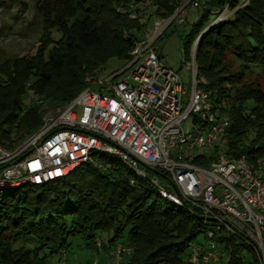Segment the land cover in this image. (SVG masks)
I'll list each match as a JSON object with an SVG mask.
<instances>
[{
  "label": "trees",
  "instance_id": "16d2710c",
  "mask_svg": "<svg viewBox=\"0 0 264 264\" xmlns=\"http://www.w3.org/2000/svg\"><path fill=\"white\" fill-rule=\"evenodd\" d=\"M147 1L150 12L135 10L138 18L130 19L118 8L140 0H34L39 24L34 52L0 59V145L12 150L23 143L41 125L42 104L63 107L83 89L85 77L118 73L101 75L110 59L124 67L148 20L167 19L184 0ZM226 3L230 10L240 5L238 0H203L201 8H194L196 19L182 38L181 52L189 55L195 43L196 85L209 95L213 109L228 117L215 151L244 155L264 177V0H247L210 25L213 10ZM208 230L218 250L208 264H258L251 246L223 229H211L193 207L170 205L150 182L133 178L105 154L94 153L62 179L0 188V264H50L48 257L67 254L74 237L85 248L102 250L105 259L115 258L117 245L130 249L114 263L95 264H191L189 246H202L199 238L206 240Z\"/></svg>",
  "mask_w": 264,
  "mask_h": 264
},
{
  "label": "built area",
  "instance_id": "2783aa9c",
  "mask_svg": "<svg viewBox=\"0 0 264 264\" xmlns=\"http://www.w3.org/2000/svg\"><path fill=\"white\" fill-rule=\"evenodd\" d=\"M146 1L118 11L138 18L135 10L143 14ZM246 1L233 10L227 3L213 10L216 17L210 25L227 19ZM188 3L198 8L197 0H186L170 17L155 23L151 38L138 39L130 60L116 75L85 77L83 89L63 107L47 112L23 143L12 150L0 145V188L62 179L94 153L105 154L117 159L133 178L150 182L170 205L193 207L211 229L241 239L253 248L258 264H264V177L244 155L228 157L215 151L229 120L213 109L209 95L196 85L195 43L187 67L188 95L180 75L162 63L154 46L160 32L183 22ZM139 19L144 22L145 15ZM125 72V77L115 78ZM203 158L209 160L206 165L192 162ZM144 168L159 174L148 175ZM212 233L206 232L205 246L190 244L191 264H208L218 257ZM124 251L130 249L117 245L115 259Z\"/></svg>",
  "mask_w": 264,
  "mask_h": 264
},
{
  "label": "rangeland",
  "instance_id": "374dc122",
  "mask_svg": "<svg viewBox=\"0 0 264 264\" xmlns=\"http://www.w3.org/2000/svg\"><path fill=\"white\" fill-rule=\"evenodd\" d=\"M186 1V0H184ZM183 1V2H184ZM240 4L244 0H238ZM199 7L202 3L201 0H197ZM147 8L144 13L150 12V2H145ZM34 0H0V59L12 58L14 56H23L34 52L37 45V37L39 35V24L33 10ZM186 15L183 24L172 23L162 32H160L158 38L154 41L156 51L161 58L164 65L176 71L185 86L186 95L189 94L191 88V72L187 68L191 63V52L189 55H183L181 52V43L184 34L188 30V25L196 19V10L192 5L186 8ZM162 21V19L152 17L146 23L145 29L138 36L140 38L150 39L154 30L155 23ZM57 37V34H53ZM193 47V46H192ZM192 50V49H191ZM125 67V66H124ZM123 64L110 59L103 67L101 75L106 76L110 73L122 70ZM128 72L119 75L118 78H123ZM116 75V73H115ZM24 105L29 103V99L23 101ZM57 108H47L45 104H42L40 110L41 121L47 112L52 113ZM145 173L152 175L150 171L144 168ZM163 188H166L164 181H160ZM156 190V188H155ZM98 236L101 239L110 238L109 233H99ZM99 238V239H100ZM100 239V240H101ZM203 246L206 245V240L199 238ZM70 246L67 254H52L48 257L50 264H95L98 261H110L114 263L115 258L111 257L105 259L102 250L85 248L83 241L79 237L69 239ZM216 248V247H214ZM218 251V250H217ZM222 261H225V257ZM248 262H251L248 258ZM213 264H220L217 260ZM249 264V263H248Z\"/></svg>",
  "mask_w": 264,
  "mask_h": 264
},
{
  "label": "water",
  "instance_id": "95a60500",
  "mask_svg": "<svg viewBox=\"0 0 264 264\" xmlns=\"http://www.w3.org/2000/svg\"><path fill=\"white\" fill-rule=\"evenodd\" d=\"M152 173H154V174H159L156 170H154V169H152V168H148Z\"/></svg>",
  "mask_w": 264,
  "mask_h": 264
},
{
  "label": "crops",
  "instance_id": "0c3cea01",
  "mask_svg": "<svg viewBox=\"0 0 264 264\" xmlns=\"http://www.w3.org/2000/svg\"><path fill=\"white\" fill-rule=\"evenodd\" d=\"M201 1H203V0H201Z\"/></svg>",
  "mask_w": 264,
  "mask_h": 264
}]
</instances>
